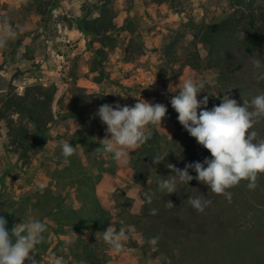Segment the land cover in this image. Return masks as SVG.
<instances>
[{
    "label": "rangeland",
    "instance_id": "374dc122",
    "mask_svg": "<svg viewBox=\"0 0 264 264\" xmlns=\"http://www.w3.org/2000/svg\"><path fill=\"white\" fill-rule=\"evenodd\" d=\"M97 1L0 0V35L5 23L13 33L0 47V101L7 91L19 94L27 86L56 88L51 105L55 120L47 131L48 140L40 150L29 152L26 161L8 151L6 128L0 122V215L8 221L7 227L29 215L48 226V245L36 256L41 264H50L53 255L63 257L66 264H264V176L258 177L254 190L248 189L247 181L229 189L231 202L196 180L178 183L177 193L167 195L163 203L157 201L163 194L157 182L173 174L169 169L164 173L151 163L135 171L131 160L139 148L121 161L110 153L99 157L93 153L100 147L97 141L105 138L106 125L99 117L93 118L103 104L134 106L136 97H141L171 105V97L187 78L210 83L198 100L208 91L214 95L209 100L223 97L217 69L206 63L208 47L194 43L192 33L199 24L229 14L228 0H111L116 25L127 17L139 24L132 34L112 35V45L83 34L76 25L81 7ZM96 14L93 11L91 16ZM262 27L254 51L257 59L264 56V21ZM236 29L226 33L214 57L226 56L230 59L225 63L244 64L248 56L242 53ZM100 48L104 59L96 53ZM194 52L198 67L186 65ZM243 77L255 81L250 73ZM76 88L93 95L87 96L83 117L68 114L66 106ZM254 88L257 95L264 93V79L256 80ZM259 124L256 131L264 138V124ZM155 129L162 143L160 155L168 154L160 164L183 169L187 163L209 158L210 152L178 121L163 119ZM60 141H76L79 163L72 168L70 159L62 155ZM144 193L152 196L151 203ZM197 196L212 201L203 213L188 202ZM69 208H74L75 216ZM97 208L104 212L99 224L94 223ZM92 213L96 215L90 219ZM111 224L116 230L134 229L135 236L124 242L122 253L103 241L101 232ZM157 236L158 243L150 245V238ZM79 240L94 246L92 261L78 262L83 257L75 255Z\"/></svg>",
    "mask_w": 264,
    "mask_h": 264
},
{
    "label": "clouds",
    "instance_id": "9594fccd",
    "mask_svg": "<svg viewBox=\"0 0 264 264\" xmlns=\"http://www.w3.org/2000/svg\"><path fill=\"white\" fill-rule=\"evenodd\" d=\"M11 35L13 33L8 31L5 23L4 34L0 35V47L6 45ZM239 36L244 39L245 33L241 32ZM252 64L257 69L261 67L259 59H253ZM259 79H264V76ZM206 86H210L207 81L184 79L178 94L171 97L170 103L178 113V122L199 145L210 152L211 158L187 163L183 169L167 163L165 166L173 174L157 182L158 190L167 195L177 193L178 183L189 184L195 179L206 185L213 194L223 195L231 202L229 189L238 186L241 181H247L248 189L254 190L258 177L264 175V138H259L258 132L254 130L256 124L264 119V93L254 96L250 101L243 99V103L239 104L228 94L230 89L222 97L221 103L209 110L207 105L209 95L214 96L212 92L208 91L209 95L202 99L197 98L198 94L206 91ZM120 96L126 99L128 95ZM136 98L134 106H121L118 102L115 105L103 104L93 114V118L99 117L102 124L106 125L105 138L97 141L100 147L93 151L96 156L110 153L117 161L127 160L131 152L151 139L150 125L161 127L167 107L141 97ZM59 146L66 158L76 151V147L69 142L60 141ZM167 155H157L152 158L153 163L160 164ZM189 170L196 175H191ZM144 199L151 203L152 196L144 193ZM188 202L198 213H203L212 203L203 196L189 198ZM168 206H173L170 200ZM151 214L155 215L156 210L153 209ZM7 223L6 218L0 215V264H25L26 261L28 264H41V259L36 258L37 254L40 255L37 246L47 242V225L31 215L27 220L21 219L20 223L14 224L11 230L7 228ZM101 233L103 241L116 253H122L124 242L135 236L133 228L126 230L121 227L116 230L112 224ZM158 240V236L153 237L148 243L155 246ZM50 264H66V261L61 256L53 255Z\"/></svg>",
    "mask_w": 264,
    "mask_h": 264
},
{
    "label": "trees",
    "instance_id": "16d2710c",
    "mask_svg": "<svg viewBox=\"0 0 264 264\" xmlns=\"http://www.w3.org/2000/svg\"><path fill=\"white\" fill-rule=\"evenodd\" d=\"M155 1L158 2L161 0ZM257 1L258 0H228L229 8L231 9L229 14L218 21L199 24L196 27V30L192 33L194 43H201L208 47L206 63L210 66H213L214 64V67L217 69L216 73L219 78H221V83L224 85L223 89L225 92H223V96L231 89L228 94L236 99L237 102H241L243 99L250 101L256 96L257 91L254 88V83L256 80H260L259 77L264 75V56L258 58L261 61V67L259 69L255 68L252 64V60L257 59L254 51L257 48L263 29L262 21H264V0H260L261 3H257ZM93 11H97V14L91 16ZM115 17L116 10L112 5L111 0H98L96 3L83 5L81 7L80 15L75 18V22L78 29L83 34H89L94 38H97L99 42H104V40H106L112 45L114 42L112 35L120 32L132 34L136 31L139 25L135 21L136 19L131 17L124 18L121 25H116L114 22ZM236 28H239V33H245V38H240L242 53L245 56H248L247 61L245 60L244 64L238 62L232 64L225 63L224 61L230 59L226 56L224 58L214 57V53L217 52L226 33H232L233 29L237 30ZM96 51L97 55H99L101 59H104L105 51L102 48ZM215 62L217 64H215ZM186 65L191 67H198L200 65L196 52L192 54L191 58H187ZM237 72L239 75H237ZM248 73L255 77V81L252 80L251 82H248L246 78L243 77ZM239 84L241 85L239 86ZM55 93L56 88L54 86L44 88L40 85H32L25 87L21 94L7 91L1 98L0 122H3L6 128V144L8 146V151L16 154L17 160L26 161L29 152L32 150H40L46 144L48 140L47 131L55 120L51 107ZM221 100L222 98L212 97L208 101V109L210 110L216 105V102H218V106L221 103ZM86 103L87 96L84 93V90L82 88H76L75 95L66 105L68 114L74 115L75 113L79 117H83V108ZM165 106L167 107V113L164 119L171 123H176L178 121V113L170 104H165ZM259 123L264 124V119ZM259 123L256 124L254 130L258 129L257 127L260 125ZM149 128L152 131L151 139L137 150L136 155L132 157L131 160L132 166L137 172L144 170L148 165L153 163L152 158L160 155L162 147L160 136L156 131L155 126L150 125ZM74 142L76 141L70 143L73 147ZM82 143L83 142H81V144ZM83 145L87 144L85 143ZM67 158L72 162V165L70 164L71 168L73 167V164L79 163V157L76 152ZM210 158L211 154L209 156V159ZM158 165L161 170L165 171L164 173L169 172L168 168L165 166L166 163ZM195 175L196 173L194 172L193 176ZM195 181L196 180L193 179L191 182ZM158 192L160 193L161 191ZM161 193L163 194H161L158 199H155L166 203L167 194L164 192ZM44 197L46 198V196ZM86 197L88 199V205L91 206L92 199H89L90 196H88V194H86ZM96 211H98L97 216L95 217L96 220L93 221L94 223L99 224L104 220L102 217L104 212L100 208H97ZM69 212L72 213V216H75L74 208H69ZM94 214L95 213L88 215L90 219H93L91 216ZM14 224L16 223H12L11 226H9L10 228H7L11 230ZM78 242L80 247H76L78 251L75 255L76 257L83 255L82 258H78V262H81L83 259L91 260L94 255V246L85 243L82 240H79ZM47 245L48 242L37 246L38 250L40 252L44 251Z\"/></svg>",
    "mask_w": 264,
    "mask_h": 264
},
{
    "label": "built area",
    "instance_id": "2783aa9c",
    "mask_svg": "<svg viewBox=\"0 0 264 264\" xmlns=\"http://www.w3.org/2000/svg\"><path fill=\"white\" fill-rule=\"evenodd\" d=\"M57 56H58V58L62 59V56H59V55H57Z\"/></svg>",
    "mask_w": 264,
    "mask_h": 264
},
{
    "label": "crops",
    "instance_id": "0c3cea01",
    "mask_svg": "<svg viewBox=\"0 0 264 264\" xmlns=\"http://www.w3.org/2000/svg\"><path fill=\"white\" fill-rule=\"evenodd\" d=\"M19 94H21V93H19Z\"/></svg>",
    "mask_w": 264,
    "mask_h": 264
}]
</instances>
